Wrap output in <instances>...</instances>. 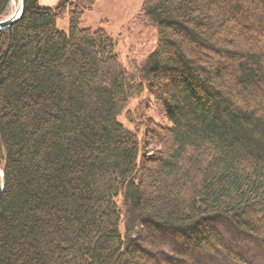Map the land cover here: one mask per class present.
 <instances>
[{
	"label": "trees",
	"instance_id": "1",
	"mask_svg": "<svg viewBox=\"0 0 264 264\" xmlns=\"http://www.w3.org/2000/svg\"><path fill=\"white\" fill-rule=\"evenodd\" d=\"M94 4L26 0L0 30V264H251L217 226L264 253V0H142L132 72L80 29ZM143 94L152 154L117 120Z\"/></svg>",
	"mask_w": 264,
	"mask_h": 264
},
{
	"label": "rangeland",
	"instance_id": "2",
	"mask_svg": "<svg viewBox=\"0 0 264 264\" xmlns=\"http://www.w3.org/2000/svg\"><path fill=\"white\" fill-rule=\"evenodd\" d=\"M14 3L18 7L19 0L11 1L3 19L14 12L16 9ZM59 4L60 0H39V5L43 8L54 9ZM141 4L142 0H95L93 8L82 15L79 23L80 29L103 30L110 35L116 42L115 52L121 64L129 72L141 68L156 46V28L141 16ZM56 26L59 31L67 33L68 16L58 19ZM151 103L146 94L134 97L129 100L117 118L125 129L138 137L141 151H144V154H152L157 149L153 141L148 139L150 136L148 127L145 125L146 120L160 127L169 125L168 121L158 114L153 106H150ZM116 201L120 206L121 200ZM217 227L227 243L243 254L251 264H264V253L256 243L241 234L228 231L223 226L218 225ZM138 230L140 231L141 228L135 229V231ZM120 231L124 232L123 224H121ZM222 263H224L222 260L218 263L206 260L204 264Z\"/></svg>",
	"mask_w": 264,
	"mask_h": 264
},
{
	"label": "water",
	"instance_id": "3",
	"mask_svg": "<svg viewBox=\"0 0 264 264\" xmlns=\"http://www.w3.org/2000/svg\"><path fill=\"white\" fill-rule=\"evenodd\" d=\"M26 6V0H19L18 7L14 10V12L7 18H4L0 21V30L10 28L15 22H17L24 14ZM4 189V177L3 173L0 169V197L2 195Z\"/></svg>",
	"mask_w": 264,
	"mask_h": 264
},
{
	"label": "bare ground",
	"instance_id": "4",
	"mask_svg": "<svg viewBox=\"0 0 264 264\" xmlns=\"http://www.w3.org/2000/svg\"><path fill=\"white\" fill-rule=\"evenodd\" d=\"M15 7L17 8V5L14 3Z\"/></svg>",
	"mask_w": 264,
	"mask_h": 264
}]
</instances>
